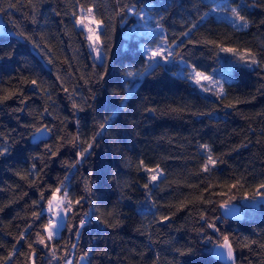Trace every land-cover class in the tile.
<instances>
[{
  "label": "trees",
  "instance_id": "1",
  "mask_svg": "<svg viewBox=\"0 0 264 264\" xmlns=\"http://www.w3.org/2000/svg\"><path fill=\"white\" fill-rule=\"evenodd\" d=\"M216 1L230 6L253 3V0H135L138 7L144 6L150 13V28L163 17L160 21L163 29L156 30V36H166L170 43L175 40L173 48L185 60L210 72L227 67L232 78L224 85L226 98L218 100L173 75L180 70L176 62L143 78L135 93L124 101L123 73L128 67L142 65L139 45L153 41L151 33L135 42L126 39L135 17L129 16L127 25L120 24L119 17L112 21L116 30L104 74V62L93 59L80 30L74 28L71 13L78 11L77 0H32L31 4L29 0H0V7L6 9L0 12L5 28L14 33L0 35V94L5 88L21 87L23 96L28 97L24 104L20 103L21 96L0 104V133L8 137L7 141L0 137V144L9 147L8 153L0 156V208H3L0 257L12 250L20 232L30 223L27 242L35 240V233L47 217L40 221L32 218L31 213L40 210L32 201L39 199L41 191L47 198L51 194L48 186L56 187L68 174L70 197L73 200L83 197L84 202L76 209L77 218L70 217L67 227L52 242L56 245L57 259H52L48 249L37 244L36 264L52 261L62 264L65 252L67 256L73 253L74 264L84 252L89 253L88 264H220L208 254L211 243L204 239L205 235L219 236L208 228L210 222L232 237L236 264H264V249L260 247L264 244V204L249 205L250 201L239 198L264 181V68L255 65L249 68L235 62L228 53H219L217 58L212 45L196 43L216 40L241 51L249 48L264 61V23H261L264 0H257L260 6L242 9V14L252 22L247 29L234 27L226 18L228 13L210 12ZM10 3L16 6L9 8ZM79 3L85 7L95 3L97 17L105 19L117 8V0H79ZM205 12L209 14L200 20ZM194 22L197 26L193 29ZM19 32L31 36L40 48L25 36L17 35ZM183 32L189 34L182 36ZM8 52L13 53L11 57L5 55ZM49 56L52 63H48ZM23 78L37 79L47 92L22 83ZM237 99L242 102L234 109L224 107ZM73 101L83 110L73 109ZM17 108L23 111H15ZM41 113L42 122L53 126V132L50 138L34 143L29 134L32 129L26 125L40 123ZM105 117H112L111 126L96 136L92 154L70 170L68 164L76 159L81 148L71 143L60 147L62 141L58 137L71 140L79 133L81 141L91 142L98 123ZM45 143L53 146L52 151L59 148L57 156L45 155ZM204 143L223 161L208 173L199 171L203 161L199 145ZM38 155L42 159H33ZM140 160L149 167L159 163L165 172L166 178L154 187L151 197L146 196L142 187L146 174L138 170ZM33 163L39 173L35 184L30 183L31 177L21 178L28 175ZM236 180L243 187L228 191ZM209 184L213 185L210 191L216 194L211 197L203 192ZM221 192L238 197L233 204L243 206L241 216L224 218L225 210L219 207ZM202 193L213 203L196 201L180 207ZM153 200L155 208L151 207ZM89 201L94 203L90 206ZM90 207L94 215L77 238L68 228L78 224L79 217ZM108 210H115V219L107 215ZM202 212L206 220L200 219ZM96 215L102 216V220H96ZM163 215L169 216V220L159 222ZM103 220L118 226L109 227ZM201 228L204 233L199 231ZM251 241L256 243L243 247ZM27 242L16 244V254L9 264H24L25 256L21 253L28 252ZM72 244L76 247L72 248ZM188 248L195 251L187 255L177 251Z\"/></svg>",
  "mask_w": 264,
  "mask_h": 264
},
{
  "label": "snow or ice",
  "instance_id": "2",
  "mask_svg": "<svg viewBox=\"0 0 264 264\" xmlns=\"http://www.w3.org/2000/svg\"><path fill=\"white\" fill-rule=\"evenodd\" d=\"M29 3H32V0H29ZM77 4L79 6L78 13L77 11H73L71 13L72 17L74 18V28L79 29L81 35L83 36L84 42L86 43L87 48L89 49V54L93 57L96 61H103L102 67L105 68V73L107 74V60L109 59V53L112 47V39L113 34L115 33V24L112 21L119 17V22L122 25L128 24V17L132 16L136 18V21L128 27V31L125 34L126 39L131 42H135L141 36H148L150 33L154 34L156 30H162L163 24L160 22L163 17L161 16L155 22L154 28L148 27V18L150 16L149 12L144 10V6H137L135 0H127V2H123L122 0H117V8L114 10L112 16L107 17L105 19L103 16L97 17L96 10L97 5L95 3L89 4L85 7L83 4L79 3L77 0ZM122 4V6H121ZM15 4H9L8 7L12 8L15 7ZM252 6H260L257 3V0H253L252 5H248L246 3L236 4L234 6L228 5L225 3H214L212 7L209 9L210 12H225L228 13L229 16L226 17L230 20V23L236 27L237 29H247L250 24L252 23L247 16L242 14V9ZM35 8V5H33ZM6 9L4 7H0V12H5ZM209 13L205 12L204 15L200 16L199 19L203 20ZM33 22H35V16H33ZM261 23H264L262 21ZM196 23L192 24V28H196ZM188 32L181 33L182 36H187ZM17 35L25 36V39L31 40L35 47L40 48L39 44L32 39L31 36H26L23 32L17 33ZM196 43H206L213 46L215 50V55L218 58L219 53H228L232 57H234L235 62L242 63L249 68L253 65L264 68V61H261L257 57V53L253 52L249 48H245L242 51L227 46L226 43L218 42L216 40H203V41H196ZM176 44L175 40H172L171 43L168 41L166 36H161L160 40L155 43L151 44H140L139 47L142 50L143 55V63L140 67H128L126 71L123 73L124 75V82H123V89H124V101L128 99L131 95L135 93L137 88L140 86L141 81L146 76H151L156 72L158 68H165L169 65H175L176 62L180 65V70L177 73H173V75H177L180 79L189 82L191 85L195 87L198 91L205 92V93H212L218 100H224L227 96V92L225 90V83L227 82V77L230 75V71H220L221 78L218 79L214 73L217 72L216 69H212V71H207L201 67H199L195 63H191L184 59L183 55L177 52L173 45ZM180 45H177L179 47ZM44 55H48L47 52L44 51L43 48L40 49ZM12 52H8L5 55L11 57ZM2 58V57H0ZM48 63H52V59L49 56ZM230 66L232 62H229ZM186 69V71H185ZM104 74L100 75V79L104 78ZM59 79V77H57ZM87 83V81H85ZM22 83H30L34 87L40 89L41 91L47 92L46 88H41L40 84H38L37 79L33 78L28 80L27 78L22 79ZM63 91L68 93V89L64 88ZM74 91V89H73ZM21 96L23 97L20 100L21 104L28 99V97L23 96V89L21 87L15 88V90L11 89H3V94H0V104L4 103L5 101L12 99L13 97ZM94 98V96H93ZM49 99L51 97L49 96ZM69 99H72L71 94H69ZM255 99V97H253ZM239 99L229 102L228 104L224 105L226 108H235L237 104L241 103ZM123 103V101H122ZM73 109H79V105L73 101L72 103ZM175 110V109H173ZM15 111H23L22 108H17ZM146 111H155V109H146ZM48 109H44V113H47ZM203 114V113H201ZM112 117H105L102 123H98V131L93 135L91 142L81 141L80 134L77 133L71 140H67L64 137H58V140L62 141L60 147H63L65 143H71L73 147L79 146L81 150L76 153V159L68 164V168L75 169L77 164H80L84 161L88 155H91V149L93 148L96 136L101 135L103 131H105L108 127L111 126L110 121ZM40 123H33L31 125H26V127H30L32 131L29 133L34 140L42 141L44 137L51 136L53 132V126L43 123V113H41L39 117ZM77 123H79L77 121ZM0 137H3L4 141L8 140V137L4 133H0ZM79 142V145H78ZM86 143V146H84ZM45 155H48L49 158L55 157L58 154L59 148L57 151H52V145L45 143ZM199 149L202 150L203 161L200 164L199 171L202 173H208L212 169L215 168L217 163L223 162L219 159V157H215L212 151V148L209 144L204 143L199 145ZM9 147L6 143L0 144V156H4L8 153ZM40 157H34L33 159H37ZM138 170L143 171L146 174V182L142 185L143 189L146 192V196L151 197L154 187L158 186V182H162L165 179V172L164 169L161 168L160 164L157 163L153 167H149L145 164L144 160L139 161ZM17 175H21V173H17ZM39 173L36 172V164L33 163L31 168L29 169L28 175H21L22 179H29L31 177L30 183L35 184ZM71 183V176L66 174L63 179L59 181L56 187H52L49 185V190L51 194L45 198L44 191H41L40 197L38 200H33V205L40 206L39 211H33L31 213L32 218L35 221H40L47 217L46 222L40 225L39 230L35 233V240L31 242L28 241L27 237V229L32 227L31 223L27 226L25 231H21L19 236L16 239V244H19L21 241L27 242L28 252L21 253V255L25 256L24 264H36V254L37 249L34 245H42L44 248L48 249L49 253L51 254L52 259H57V251L56 245L52 243L56 237L60 234L62 228L67 227V221L71 217L72 219L77 218V211L76 209L81 206L84 202V198L80 197L73 200L70 197L69 193V186ZM238 187H243L239 180H236L234 183L228 186V191H232L237 189ZM213 188V185L209 184L207 188L203 189L204 193H208L209 197L216 195L215 193L211 192L210 190ZM86 191L91 192L90 187H86ZM163 191V189H161ZM221 197V201L219 204L220 208L225 209L224 218L227 219L228 216H239L243 206H237L233 204V201L237 200V196H227V193L221 192L218 193ZM227 198H224L226 197ZM240 199L244 201H257V200H264V181H261L257 185H255L251 190L244 192L240 197ZM44 202L41 204V202ZM199 201L201 203L212 204L213 200L211 198H205L203 193L196 197V200H189L186 203H181L180 207H186L188 204L195 203ZM90 206L94 202L89 201ZM152 208L156 207V201H152L151 204ZM3 211V208H0V212ZM94 215V212L90 210L88 212L83 213L82 216L79 217V223L74 224L71 228H68V231L75 233L76 237L79 238L81 235V229H83L86 223H89V218ZM108 216H111L115 219V210H108ZM96 220H102V216L96 215ZM201 220H206V215L202 212L200 214ZM169 216L163 215L160 216L159 222L168 221ZM103 223L108 224L107 220H103ZM109 227H116L118 226L117 223L108 224ZM208 228L212 229L214 232L219 233V236H212V235H205L204 239L211 243L212 247L209 248L208 254L220 262V264H236V249L234 247L233 239L230 237L229 234L221 232L220 228L217 227L215 222L208 223ZM201 233L205 232L204 228L199 230ZM245 240L248 238L245 237ZM251 243H256V241H251L249 243H244L243 247H250ZM16 244L12 246V250L7 253V255L0 257V264H9L10 261L13 260V257L16 254ZM72 248H75L76 245L72 244ZM260 247L264 249V244H260ZM180 251L181 255H187L195 250L192 248H188L186 250ZM89 256L88 252L82 253L80 257L75 261V264H80L81 261L86 260ZM64 264H74L72 259L67 258V252H65Z\"/></svg>",
  "mask_w": 264,
  "mask_h": 264
},
{
  "label": "rangeland",
  "instance_id": "3",
  "mask_svg": "<svg viewBox=\"0 0 264 264\" xmlns=\"http://www.w3.org/2000/svg\"><path fill=\"white\" fill-rule=\"evenodd\" d=\"M216 3H221L220 1H216ZM79 8V7H78ZM146 11V10H145ZM77 13H78V11H77ZM79 14V13H78ZM148 22H149V18H148ZM148 27H149V25H148ZM150 28V27H149ZM151 35V37H153V41L151 42V43H155V42H158L159 40H160V38H161V36H156V32L154 33V34H150ZM151 43H142V44H151ZM96 61V60H95ZM97 62H101V61H97ZM178 63V62H177ZM179 64V63H178ZM179 67H180V65H179ZM227 67H223V68H220L219 70H217V72L216 73H214V75H216L217 76V78L218 79H220L221 78V76H220V71H225V72H227L228 71V69H226ZM185 71H186V69H185ZM232 78V76L231 75H228V77H227V81H229L230 79ZM209 94H212V93H209ZM62 230V229H61ZM60 233H61V231H60ZM60 235V234H59ZM58 235V236H59ZM57 236V237H58ZM212 247V245L210 246V247H208V249L209 248H211ZM80 257V256H79ZM78 257V258H79ZM67 258H69V259H72L73 260V262H74V257H73V253L71 252L68 256H67ZM51 264H55L54 263V261H52L51 262ZM62 264H64V262L62 263ZM80 264H88V257L86 258V260H84V261H81L80 262Z\"/></svg>",
  "mask_w": 264,
  "mask_h": 264
},
{
  "label": "water",
  "instance_id": "4",
  "mask_svg": "<svg viewBox=\"0 0 264 264\" xmlns=\"http://www.w3.org/2000/svg\"><path fill=\"white\" fill-rule=\"evenodd\" d=\"M7 35V34H10V35H14V33H11V32H8L5 28V23H4V19H3V16L0 14V35ZM20 38V37H19ZM22 40V39H21ZM49 137H44L43 140H46L48 139ZM31 141L34 142V143H37L39 142L40 140H34L31 136Z\"/></svg>",
  "mask_w": 264,
  "mask_h": 264
},
{
  "label": "crops",
  "instance_id": "5",
  "mask_svg": "<svg viewBox=\"0 0 264 264\" xmlns=\"http://www.w3.org/2000/svg\"><path fill=\"white\" fill-rule=\"evenodd\" d=\"M249 205H259V204H264V200H257V201H250V202H247ZM235 205V204H234ZM238 206V205H237ZM225 210V209H224ZM243 209H242V211H241V213H240V215L239 216H241L242 215V213H243ZM231 216V215H230Z\"/></svg>",
  "mask_w": 264,
  "mask_h": 264
}]
</instances>
